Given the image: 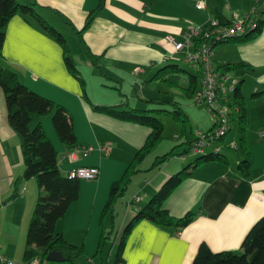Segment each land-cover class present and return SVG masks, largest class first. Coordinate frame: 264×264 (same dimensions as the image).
<instances>
[{
  "label": "crops",
  "instance_id": "0c3cea01",
  "mask_svg": "<svg viewBox=\"0 0 264 264\" xmlns=\"http://www.w3.org/2000/svg\"><path fill=\"white\" fill-rule=\"evenodd\" d=\"M30 1L35 3L37 13L64 37L75 71L72 73L63 63L61 46L34 21L19 14L6 23L0 67L11 69L29 90L63 106L71 117L77 145L91 147L85 155L78 154L76 160L69 163L62 157L68 149L57 139L51 121L50 125L45 124L49 122L46 119L49 114L33 117L29 124L32 127L40 122L43 126L58 153L56 163L61 174L66 175V171L75 165L93 166L98 170L95 179L79 180L77 199L54 224V231L61 233L68 243L82 245V253L91 255L97 253L99 234L107 228L104 223L109 222V229L112 225L106 238L116 228L112 237V243L116 245L122 229L137 209L168 176L189 163L177 161V158L183 159L181 155L186 151L185 137L188 140L194 131L210 126V122L204 124L198 118V128L190 126L186 133L183 127V131L172 133L179 134L180 139H172V134L168 141L161 137L135 166V172L114 203V217L110 220L107 213L103 217L100 215L109 185L121 176L134 153L143 145L150 128L94 111L91 106L162 108L159 106L165 101L160 105L162 100L140 96L142 90L145 92L147 81H167L166 73L181 70L174 62L177 60H172L175 56H170L171 47L164 37L172 35L179 39L189 26L204 25L213 18L219 22L242 18L251 0H103L89 26L80 33L81 42L96 57L94 62L84 53L77 31L98 0ZM196 1H202L203 8H196ZM67 39L78 44L79 55L71 53ZM216 46L219 47L211 50L213 64L236 83L240 81L245 150L238 146L235 115L225 138L234 140L240 153L222 151L224 161H207L191 167L163 201L162 207L171 217L178 218L192 210L195 213L193 220L175 232L149 220L138 221L125 238L122 261L117 264H191L200 243H205L212 252L237 249L251 224L264 215V25L253 39ZM227 63H242L245 67L219 68ZM136 66L141 70L134 75L132 70ZM233 71H239L241 78L233 76ZM245 77H253L257 87L242 88ZM194 78L196 88L198 81L196 76ZM187 85L188 79L180 87L184 94ZM132 91L137 101L133 99ZM191 92L185 95L190 98ZM143 103L149 107L143 108ZM179 117L182 125L190 124L182 112ZM233 123L237 130L234 137L230 135ZM168 152L170 155L166 159L152 166L155 159ZM246 152L249 169L246 176H241L236 166L245 158ZM22 169L19 138L7 123L0 88V220L8 221L6 230L10 229L6 240L1 238L0 232V254L4 257L13 249H23L27 222L40 192L34 178L14 183ZM15 188L17 195L4 202ZM134 196L138 197L136 201ZM105 243L103 241L99 253ZM112 259L103 262L101 256L98 264H111ZM87 262L94 264L92 259Z\"/></svg>",
  "mask_w": 264,
  "mask_h": 264
},
{
  "label": "trees",
  "instance_id": "16d2710c",
  "mask_svg": "<svg viewBox=\"0 0 264 264\" xmlns=\"http://www.w3.org/2000/svg\"><path fill=\"white\" fill-rule=\"evenodd\" d=\"M102 4L103 0L97 1L96 7L87 14L81 29L77 31L80 42L81 31L89 26L97 10L102 7ZM15 14H19L26 19H31L39 28L53 38L61 46L63 63L69 71L74 73L75 69L71 62L64 37L37 13L33 1L0 0V48L3 42L6 23ZM263 25L264 19H259L252 29L216 45L225 42H239L253 39L259 34ZM82 46L86 56L91 62H94L96 57L87 50L83 43ZM169 66L177 68L176 65ZM243 67L245 65L242 63H227L219 66V68L225 70L241 69ZM195 83L194 76L190 75L188 85L183 89L185 94L190 93L195 88ZM0 88L3 92L7 110V123L19 138L23 169L14 183L18 184L22 180L34 178L40 190L27 222L21 260L22 262H28L38 259L39 263L42 264L45 262L47 252L57 251L62 255V262L54 263L48 261L49 264H75L76 257L83 252V246L68 243L61 233L54 231V224L63 216L68 206L77 199L79 179L67 178L66 175L60 173L56 163L58 153L48 139L41 123L36 122L32 127L29 126L33 117L49 114L51 125L59 142L67 149H70L77 144L71 117L63 106L29 90L19 82L16 74L7 67H0ZM84 98L87 100L85 96ZM232 99L239 106L238 113L236 114L239 133L238 146L245 150L244 108L240 92V81L234 87ZM91 107L94 111L150 128V132L143 145L134 153L131 162L125 167L121 176L113 180L109 185L108 195L102 206L100 215L103 217L107 213L110 220H112L114 217V203L121 196L131 175L135 172V166L153 149L161 138L163 126L155 114L169 113L180 123V126H183V121L179 117L180 111L178 108L167 111L163 108L144 110L122 107V105H92ZM181 131H183V128H181ZM169 155L170 152L161 155L154 160L152 166L161 163ZM247 155L248 153L246 152L245 158L239 160L236 166V170L241 176H246L248 173L249 160L246 158ZM216 160L224 161L221 154L197 155L191 162L168 176L148 198L145 204L137 209L122 229L115 245L111 264H117L122 261V249L125 238L130 229L138 221L143 219L149 220L159 226L171 228L173 232L191 222L195 216L192 210H188L181 217L174 218L163 209V201L179 185L183 178L187 176V171L191 167L193 168L203 162ZM16 195V188L12 189L7 197L4 198V202ZM111 228L112 225L108 232L101 231L99 234L97 252L100 250L104 239L111 232ZM191 264H264V215L257 218L251 224L237 249L212 252L205 243H200L197 246Z\"/></svg>",
  "mask_w": 264,
  "mask_h": 264
},
{
  "label": "built area",
  "instance_id": "2783aa9c",
  "mask_svg": "<svg viewBox=\"0 0 264 264\" xmlns=\"http://www.w3.org/2000/svg\"><path fill=\"white\" fill-rule=\"evenodd\" d=\"M196 8H203L202 1H196ZM259 19H264V0H251L242 18H231L227 22H219L210 19L204 25L189 26L180 35L179 39L172 35H166L164 41L171 47L170 56L179 55L191 68L198 72V85L191 92L190 99L196 105L204 107L210 116V126L205 130H196L187 140L185 137L186 153L195 155L220 154L222 149H236L234 140L226 139L230 130V123L238 113L239 106L232 99L235 80L230 79L226 72L219 71L213 64L212 47L217 43L241 35L255 27ZM140 67H134L132 73L140 72ZM179 134H172L171 138H179ZM91 147L74 145L68 149L62 157L69 163L76 160L78 154L85 155ZM98 170L93 166H71L66 171L67 178L79 180H93L97 177ZM137 196L133 197L136 201ZM38 263V259H33ZM0 263L12 264L6 257L0 254Z\"/></svg>",
  "mask_w": 264,
  "mask_h": 264
},
{
  "label": "rangeland",
  "instance_id": "374dc122",
  "mask_svg": "<svg viewBox=\"0 0 264 264\" xmlns=\"http://www.w3.org/2000/svg\"><path fill=\"white\" fill-rule=\"evenodd\" d=\"M67 41H68V44L70 46L71 53L73 55L74 54L79 55L78 44L72 43L70 41V39H67ZM218 47L219 46L215 45L211 50H214ZM172 60H177L174 62H175V64L178 65L179 69H181V70H179L177 72L171 71L169 73H166L164 78H166L167 81L162 80V79L147 81L146 82L147 85L145 84L146 85L145 86V92H144V90H142V93L140 96L142 98L145 96H151L155 100H162V101H160V102H162L160 105H162L163 102L165 101V104H163L162 106H159V107H162L167 111H171V110H174L175 108H178L179 111L182 112V115L185 114L189 118L190 124L189 123H183L184 125L180 126V123L177 122L173 118V116L169 113H167V114L166 113L155 114L156 117L159 118V120L161 121L162 126H163L161 137L166 141H168V139L172 133L179 132L181 130V128H183V127L186 130V133H187V131H189L190 126L192 129L198 128V124H197L198 121L196 120L198 118H201V121L204 124L208 123V125H209V122H210V116L206 113L204 107L201 105L194 104L192 102V100L190 98H188L183 93L182 89H180L181 86L183 87V84H186L187 79L189 77L188 76L189 72H190V74L196 76V79L198 81V74H197L196 70L194 68H191L185 62H183L179 55H175V57ZM231 74L233 76H235L236 78H241L239 71H233ZM230 78H231V76H230ZM139 85H141L140 82H139ZM243 87H246V88L257 87V86H255L253 77H251V78L245 77L243 84H242V88ZM251 91H252V89L250 90V92ZM250 92H248V95L250 94ZM132 96H134L133 99H135L137 101V99L135 98L136 95H135L134 91H132ZM131 104H132V100H131ZM133 104H135V103H133ZM148 105L149 104H147V103L142 104L143 108H146ZM46 119H47V121L49 120V122H46L45 124L50 125V115H48V117H46ZM201 127H204V126L201 125ZM53 131H54V129H53ZM230 135L231 136L233 135V137L237 135V130H236L234 123H233V127L230 131ZM222 151L224 153H237V154L240 153L238 148H236V149H223ZM186 154H187V156L185 158L184 157H182L183 159L177 158V161H179V162L185 161V163L191 162L197 156V155L189 153V152ZM8 225H9L8 221H5L4 219L0 220V232H1V238L3 240H6V237H8L10 235V229L6 230ZM104 225H105V227H107L106 228L107 230L106 229L104 230L106 232L109 229L108 228L109 222L104 223ZM115 232H116V228L114 227L111 236L109 238L104 239V242H106V243H105V245H103L101 253L95 252L91 255H87L85 253H80L76 257L75 263L76 264H90L87 262V259H90V260L92 259L94 264H98L100 262L101 256H102L103 262L111 260L113 255H114V250H115L114 249L115 244L112 243V240H113L112 237L114 236ZM10 248H11V246L8 247L7 251ZM6 258L12 264H40L39 262L33 263V261L22 262V260H21L22 248L21 247H19L18 249H13L12 252L10 251V253L7 255ZM0 264H3V263H0ZM42 264H49V262L45 260V262H43Z\"/></svg>",
  "mask_w": 264,
  "mask_h": 264
},
{
  "label": "water",
  "instance_id": "95a60500",
  "mask_svg": "<svg viewBox=\"0 0 264 264\" xmlns=\"http://www.w3.org/2000/svg\"><path fill=\"white\" fill-rule=\"evenodd\" d=\"M45 260L49 262L59 263V262H62L63 258L60 252L49 251L45 255Z\"/></svg>",
  "mask_w": 264,
  "mask_h": 264
}]
</instances>
